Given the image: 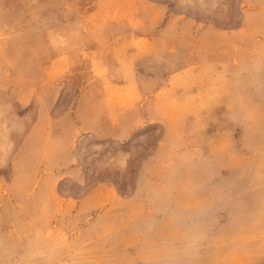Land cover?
<instances>
[{
  "label": "rangeland",
  "instance_id": "1",
  "mask_svg": "<svg viewBox=\"0 0 264 264\" xmlns=\"http://www.w3.org/2000/svg\"><path fill=\"white\" fill-rule=\"evenodd\" d=\"M0 264H264V0H0Z\"/></svg>",
  "mask_w": 264,
  "mask_h": 264
},
{
  "label": "crops",
  "instance_id": "2",
  "mask_svg": "<svg viewBox=\"0 0 264 264\" xmlns=\"http://www.w3.org/2000/svg\"><path fill=\"white\" fill-rule=\"evenodd\" d=\"M108 109V113L103 116L108 122L106 129L114 134H121L123 131L131 134L132 141H135L134 146L144 145V123L147 125L159 123L158 118L153 113L144 114V100L136 106H133V110H127L129 114H121L119 109H112L110 107ZM101 121L102 117L94 113L91 117H87L81 121L84 124L81 126H84V131L91 134L89 136H93L95 132L102 130Z\"/></svg>",
  "mask_w": 264,
  "mask_h": 264
}]
</instances>
